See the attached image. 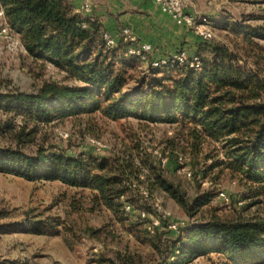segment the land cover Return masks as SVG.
I'll return each mask as SVG.
<instances>
[{
	"label": "trees",
	"instance_id": "obj_1",
	"mask_svg": "<svg viewBox=\"0 0 264 264\" xmlns=\"http://www.w3.org/2000/svg\"><path fill=\"white\" fill-rule=\"evenodd\" d=\"M0 6L26 58L63 75L61 80L42 81L31 94L0 93V139L5 141L0 147L1 173L88 190L95 206L119 219L124 205H142L141 187L148 194L163 190L191 217L210 207L212 194L190 198L168 178L169 165L172 174L181 167L179 147L195 168L193 178L202 171L204 176L214 169L220 170L218 175L227 171L246 186L248 198L264 195V51L255 42L264 40V28L226 23L223 29L233 38L228 43L198 38L199 46L189 56L199 59V69L185 64L156 70L163 77L140 78L139 89L131 92V72L143 62L126 56L122 41L107 47L101 25L73 12L67 0H0ZM96 114L112 121L174 124L175 136L167 141L172 160L162 167L139 145L135 155L98 157L70 156L48 143L50 125L81 118L90 123ZM204 147L208 153L202 159L211 163L202 170L197 159ZM259 208L253 215L233 211L223 216L213 209L200 222L182 227L175 238L153 243L160 264H190L200 258L208 264H264V203Z\"/></svg>",
	"mask_w": 264,
	"mask_h": 264
},
{
	"label": "rangeland",
	"instance_id": "obj_2",
	"mask_svg": "<svg viewBox=\"0 0 264 264\" xmlns=\"http://www.w3.org/2000/svg\"><path fill=\"white\" fill-rule=\"evenodd\" d=\"M192 3L196 12L208 15L214 33L212 44L228 43L233 39L229 31L223 29L226 23L264 28L262 3L246 0H192ZM255 42L264 51V40L255 39ZM192 45L180 44L163 57H170L178 50H185L190 55L199 46L195 44L196 48L191 50ZM151 57L155 56L151 54ZM131 73L133 79L127 86L131 92L139 89L140 78L147 76L145 79L150 81L152 77H163L161 71L148 72L146 63ZM53 78L61 80L63 75L49 65L40 69L26 58V54L11 53L3 42L0 43V93L16 90L31 94L42 81ZM84 120L66 119L50 125L46 130L48 143L70 156L98 157L115 152L135 155L134 147L139 145L156 160L158 155L167 156L168 162L172 160L167 141L175 136L174 124L155 125L135 118L112 121L98 114L90 123ZM91 139L99 141L105 148L91 144ZM4 143L0 139V147ZM176 151L182 156V165H186L191 177L187 178L182 172L172 174L169 165L168 178L178 183L190 198L202 192L212 194L210 207L205 206L195 216H187L163 190L148 194L141 187L142 205L132 206L130 212L123 210V217L119 219L104 207L95 206L88 190L75 189L59 181L28 180L0 172V264H99V259L104 260L102 264H160L153 243L158 245L166 238H175L182 227L200 222L202 216L208 217L213 209L220 216L233 211L253 215L260 209L261 202L264 203V195L248 198L246 186L227 171L218 175L215 172L220 170L214 169L205 176L202 171L193 178L195 168L188 163V153H181L179 147ZM207 153L204 147L198 156L201 169L211 163L202 159ZM141 179L144 181V177ZM221 193L227 197V202ZM141 211L144 218L140 216ZM128 221L138 224L131 225ZM164 245L165 242H161V247ZM190 264L208 263L200 258Z\"/></svg>",
	"mask_w": 264,
	"mask_h": 264
},
{
	"label": "built area",
	"instance_id": "obj_3",
	"mask_svg": "<svg viewBox=\"0 0 264 264\" xmlns=\"http://www.w3.org/2000/svg\"><path fill=\"white\" fill-rule=\"evenodd\" d=\"M153 2L158 6L161 13L170 17L177 26L184 27L190 30L194 35L204 41L210 42L214 38L213 29L211 22L208 18L206 12L198 13L194 10V4L192 0H153ZM82 11L85 13L86 17H90L93 11V1L83 0ZM102 39L107 47H113L117 42L122 41L127 44L126 56H133L138 60L146 63V68L148 72L164 69L167 67H181L188 64L189 67L199 69V59L196 56H189L187 51L178 50L174 55L170 57H151V46L147 43L138 41L130 28H122L116 31H104L102 33ZM4 43L6 49L11 53H24L26 51L21 46L18 36L13 33L10 29L4 11L0 6V43ZM91 144L104 149L105 146L97 140L91 139ZM162 167L167 165V158L158 155L157 159ZM179 164L182 165L183 158H178ZM187 168L183 165L177 168L176 172H182L187 178L191 177V173L186 170ZM221 197L225 198L227 202V197L221 193ZM132 208L131 205L126 204L124 211L130 212ZM141 218H144V212H140Z\"/></svg>",
	"mask_w": 264,
	"mask_h": 264
},
{
	"label": "crops",
	"instance_id": "obj_4",
	"mask_svg": "<svg viewBox=\"0 0 264 264\" xmlns=\"http://www.w3.org/2000/svg\"><path fill=\"white\" fill-rule=\"evenodd\" d=\"M73 12L86 17L83 0H67ZM91 18L105 31L130 28L134 37L151 46L154 58L163 57L186 43L193 50L198 38L160 12L153 0H93Z\"/></svg>",
	"mask_w": 264,
	"mask_h": 264
}]
</instances>
